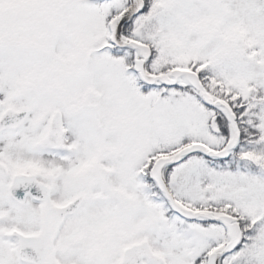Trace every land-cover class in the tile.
Here are the masks:
<instances>
[{"label": "snow or ice", "instance_id": "1", "mask_svg": "<svg viewBox=\"0 0 264 264\" xmlns=\"http://www.w3.org/2000/svg\"><path fill=\"white\" fill-rule=\"evenodd\" d=\"M0 264H264V0H0Z\"/></svg>", "mask_w": 264, "mask_h": 264}]
</instances>
